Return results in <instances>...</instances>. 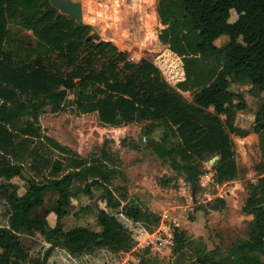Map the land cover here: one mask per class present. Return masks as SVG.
Here are the masks:
<instances>
[{
	"label": "trees",
	"instance_id": "16d2710c",
	"mask_svg": "<svg viewBox=\"0 0 264 264\" xmlns=\"http://www.w3.org/2000/svg\"><path fill=\"white\" fill-rule=\"evenodd\" d=\"M157 10L166 26L160 40L182 64L183 77L175 89L190 92L193 104L167 84L154 63H130L127 52L112 42H97L92 26L62 13L50 0H0V200L8 209V222L0 227V264H55L56 251L67 255L68 263H112L107 259L135 250L161 225L160 215L130 203L126 194L115 193L110 185L113 171L106 162L79 163L66 170L63 161L55 160L43 181L28 179L25 193L20 194L13 180L24 178L26 163L40 171L46 164L41 149L34 146L36 129L24 121L38 110L36 102L48 99L58 113L69 92H74L78 111L97 112L105 126L145 120L160 126L163 143H156L155 151L186 175L194 193L202 174L197 162L214 155L220 156L219 182L239 175L230 134L242 138L258 134L264 158V100L255 124L250 130L241 129L235 125L236 116L247 103L232 90L234 83H241L264 92V0H159ZM233 12L238 16L235 21ZM12 22L31 30L37 46H14ZM224 35L230 41L217 46ZM28 51L35 56L21 58ZM173 136L181 145L171 151L167 144ZM95 188L102 190L95 203L101 230L85 226L66 230L64 220L72 214L73 200L82 194L94 199ZM249 189L243 208L253 216L247 238L238 239L226 253L197 248L199 264H264V177ZM49 196L52 204L47 206ZM226 205L219 198L210 207L221 210ZM91 210L90 205L81 208ZM52 214L54 226L49 221ZM173 233L177 254L190 240L177 226ZM22 234L44 243V252L33 256L22 243ZM141 263L159 264L143 259Z\"/></svg>",
	"mask_w": 264,
	"mask_h": 264
},
{
	"label": "rangeland",
	"instance_id": "374dc122",
	"mask_svg": "<svg viewBox=\"0 0 264 264\" xmlns=\"http://www.w3.org/2000/svg\"><path fill=\"white\" fill-rule=\"evenodd\" d=\"M73 1L81 3L83 21H80L92 26L93 33L100 36L97 42H112L119 51L128 53L127 61L130 63L151 61L161 70L167 84L175 89L176 83L183 77L182 64L169 52V46L160 40L166 26L161 23L158 14L159 0ZM237 18L233 12L231 21ZM10 29L18 37L15 36L14 46L22 45L27 49L37 46L38 40L31 30L15 22L10 23ZM229 41V36L224 35L216 41V45L223 47ZM22 54L21 58L35 56L30 51ZM232 90L240 101L247 103V109L237 113L235 125L250 130L264 100V92L241 83H234ZM176 91L186 102L193 104L190 92ZM76 99V94L69 92L64 109L58 113L53 112L48 99L41 100L35 103L38 110L24 118L36 129L34 146L41 149L46 164L40 171L26 163L24 178L13 180L19 185L20 194L25 193L28 179L43 181L55 160L63 161L66 170L76 169L79 163L91 165L106 162L113 171L111 188L118 196L126 194L130 203L141 205L160 216L170 213L175 220L174 226L186 231L190 240V245L177 254L173 252L175 244L162 251L146 244L139 246L129 253L140 264L142 259L159 264H199L197 248H205L208 252L219 248L226 253L238 239L247 238L248 223L253 216L245 213L243 208L250 196V185H257L264 177V158L258 134L250 132L244 138L230 134L239 167V175L234 180L223 183L217 180L219 155L197 162L202 174L199 189L194 193L186 175L175 171L169 160L161 158L155 151L154 145L163 143V129L160 126H154L147 120L121 127L105 126L97 112L80 113L74 103ZM22 100L27 101V97L23 96ZM208 112L213 113V108ZM221 119L225 121L226 117L221 116ZM180 145L181 141L173 136L167 148L174 151ZM77 184L84 183L79 181ZM93 193L94 199L82 194L73 200L72 214L64 220L66 230L75 226L101 230L96 219L95 203L100 201L102 190L95 188ZM219 198H224L227 205L221 210H213L210 204ZM47 200V206H50V196ZM87 205L92 210L81 212V208ZM7 210L5 203L0 200V227L8 222ZM49 221L54 226L56 216L50 215ZM20 238L33 256L44 252V243L28 234H22ZM54 254L58 256L54 259L55 264H75L65 261L68 260L67 255L60 251ZM125 254L107 259L112 262L107 264L124 260L136 264L132 257L127 260Z\"/></svg>",
	"mask_w": 264,
	"mask_h": 264
},
{
	"label": "built area",
	"instance_id": "2783aa9c",
	"mask_svg": "<svg viewBox=\"0 0 264 264\" xmlns=\"http://www.w3.org/2000/svg\"><path fill=\"white\" fill-rule=\"evenodd\" d=\"M174 224L175 220L170 213L161 215V225L159 229L154 234L145 238L139 246L143 247L144 244H146L148 246H153V249L158 251L173 246L175 244L173 233Z\"/></svg>",
	"mask_w": 264,
	"mask_h": 264
},
{
	"label": "water",
	"instance_id": "95a60500",
	"mask_svg": "<svg viewBox=\"0 0 264 264\" xmlns=\"http://www.w3.org/2000/svg\"><path fill=\"white\" fill-rule=\"evenodd\" d=\"M53 7L59 9L64 14H69L72 17L83 21V11L80 2L73 0H50ZM97 37H100L97 35ZM241 99V97H240Z\"/></svg>",
	"mask_w": 264,
	"mask_h": 264
},
{
	"label": "crops",
	"instance_id": "0c3cea01",
	"mask_svg": "<svg viewBox=\"0 0 264 264\" xmlns=\"http://www.w3.org/2000/svg\"><path fill=\"white\" fill-rule=\"evenodd\" d=\"M125 255L128 256L127 260H129L130 257H132V260H134L136 262V264H138L139 262L135 260V258L133 256H131V253H126ZM128 261H123L122 264H127ZM129 264V263H128Z\"/></svg>",
	"mask_w": 264,
	"mask_h": 264
}]
</instances>
